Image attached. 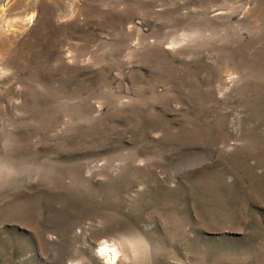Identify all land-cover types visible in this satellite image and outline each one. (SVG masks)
<instances>
[{"label": "rangeland", "instance_id": "rangeland-1", "mask_svg": "<svg viewBox=\"0 0 264 264\" xmlns=\"http://www.w3.org/2000/svg\"><path fill=\"white\" fill-rule=\"evenodd\" d=\"M264 264V0H0V264Z\"/></svg>", "mask_w": 264, "mask_h": 264}, {"label": "bare ground", "instance_id": "bare-ground-1", "mask_svg": "<svg viewBox=\"0 0 264 264\" xmlns=\"http://www.w3.org/2000/svg\"><path fill=\"white\" fill-rule=\"evenodd\" d=\"M101 252L107 256V264H116L119 249L113 244H102Z\"/></svg>", "mask_w": 264, "mask_h": 264}]
</instances>
